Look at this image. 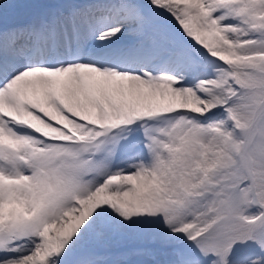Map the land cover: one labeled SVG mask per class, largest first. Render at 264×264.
Returning <instances> with one entry per match:
<instances>
[{
	"label": "snow or ice",
	"instance_id": "snow-or-ice-1",
	"mask_svg": "<svg viewBox=\"0 0 264 264\" xmlns=\"http://www.w3.org/2000/svg\"><path fill=\"white\" fill-rule=\"evenodd\" d=\"M0 264H264V0H0Z\"/></svg>",
	"mask_w": 264,
	"mask_h": 264
}]
</instances>
